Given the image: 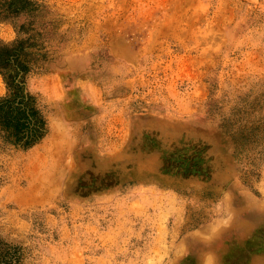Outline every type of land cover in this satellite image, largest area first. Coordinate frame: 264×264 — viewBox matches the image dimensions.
I'll list each match as a JSON object with an SVG mask.
<instances>
[{
  "label": "rangeland",
  "instance_id": "1",
  "mask_svg": "<svg viewBox=\"0 0 264 264\" xmlns=\"http://www.w3.org/2000/svg\"><path fill=\"white\" fill-rule=\"evenodd\" d=\"M1 11L46 135L0 145V264H264V0Z\"/></svg>",
  "mask_w": 264,
  "mask_h": 264
},
{
  "label": "trees",
  "instance_id": "2",
  "mask_svg": "<svg viewBox=\"0 0 264 264\" xmlns=\"http://www.w3.org/2000/svg\"><path fill=\"white\" fill-rule=\"evenodd\" d=\"M4 13L0 12L2 20L6 19ZM37 63L26 54L21 38L11 43L0 41V75L7 89L0 97V145L4 147L27 150L46 135L44 116L26 87V78Z\"/></svg>",
  "mask_w": 264,
  "mask_h": 264
},
{
  "label": "crops",
  "instance_id": "3",
  "mask_svg": "<svg viewBox=\"0 0 264 264\" xmlns=\"http://www.w3.org/2000/svg\"><path fill=\"white\" fill-rule=\"evenodd\" d=\"M194 103H195V100H193V104H194ZM193 104H192V105H193ZM192 105H191V107H192ZM144 127H146V129H148L149 126H147V125L145 126V125H144Z\"/></svg>",
  "mask_w": 264,
  "mask_h": 264
},
{
  "label": "bare ground",
  "instance_id": "4",
  "mask_svg": "<svg viewBox=\"0 0 264 264\" xmlns=\"http://www.w3.org/2000/svg\"><path fill=\"white\" fill-rule=\"evenodd\" d=\"M199 98V97H198ZM48 142V141H47ZM50 144V143H49ZM47 160V159H46ZM44 161V160H43ZM47 163V162H46ZM46 165V164H45ZM46 178V177H45ZM40 182V181H39ZM41 183V182H40ZM49 193V192H48ZM222 223V222H221Z\"/></svg>",
  "mask_w": 264,
  "mask_h": 264
}]
</instances>
